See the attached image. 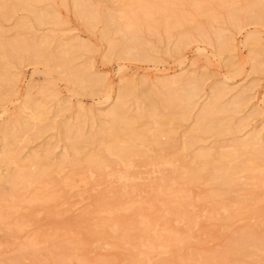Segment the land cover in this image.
<instances>
[{
	"label": "rangeland",
	"instance_id": "374dc122",
	"mask_svg": "<svg viewBox=\"0 0 264 264\" xmlns=\"http://www.w3.org/2000/svg\"><path fill=\"white\" fill-rule=\"evenodd\" d=\"M18 2L19 0H0V48L1 45L8 46V43L12 45L7 47L6 53L0 49V203L4 204L3 199H8L12 194L11 185L5 183V176L17 172L15 163H25L32 155H37L42 166L38 165L35 170H41L47 164H59L64 157L71 160L72 145H76L81 151L85 149L84 151L96 152L99 143L97 144L94 136L101 127L111 123L107 113L122 85L130 88L124 107L128 109V113L134 114L138 105L144 111L148 109V95L155 96L154 98L159 96L158 99H161L163 90L159 82L162 79H174L187 74L197 77L199 90L195 107L187 120L178 121L173 142L169 141L172 149L175 147L172 152L177 150L174 155L187 154L190 157L203 147L208 149L227 146L245 139L251 132H258V137L264 135V72H256L254 60L251 59L256 56V60L264 64V10L257 11L259 15L254 17H241L240 11L237 16L231 14L232 8L237 10L249 4L255 5L256 9L261 8L264 0H234L233 5L228 2L225 7L211 3L214 17H197V27L193 24L184 26L183 32L187 35L185 33L186 36H182L181 33L182 37L179 32L183 28L178 32L173 30L166 33L160 27L156 31L140 27L134 35L128 33L120 18V0H28L24 8H19ZM175 9L177 14L191 13L189 7L179 6ZM39 15L45 18L38 19ZM185 27H189L190 31L187 32ZM131 35L138 38L130 40ZM216 49L222 53L216 54ZM65 57L69 60L64 62ZM76 70L83 74L85 82L65 79L67 72ZM94 77L100 80L96 85L87 82ZM214 91L218 95L217 104L226 109L238 98V104L233 110L216 114L224 132L204 136L201 142L188 146L186 151L182 150V134L190 129L194 118L207 101V96ZM79 114L83 115L81 123L76 121ZM67 124L71 126L66 131L63 126ZM91 137L95 141H90ZM161 140L166 141V138L161 137ZM155 147L159 150L161 147H151L158 154L159 150ZM6 149L16 155V162L2 157ZM143 162L144 159L142 164ZM139 166L142 165L139 163ZM139 169L141 168L137 167L135 170ZM44 170L41 171L47 174ZM68 170L61 173L67 176L72 172V169ZM145 171L140 172L145 176L148 172ZM50 173L47 174L49 177L44 178L43 175L40 182H44L43 186L46 184L45 188L48 186L52 190L61 173L57 175L54 172L53 177ZM135 173L140 176V184L145 181L148 183L154 176L151 171L148 172L151 175H146L145 178L142 174ZM70 178L78 189L76 191H80L79 199L74 191L76 196L69 191L71 196L66 199L69 189L60 185L53 189H63L58 191L60 194L57 193L60 197L57 202H52L54 206L52 203H49V207L43 203L33 206L39 212L42 208H47L49 213L55 211V216L52 213L48 217L43 212L42 215H37H41V218L25 217L24 221L21 219L26 224L22 226L23 230L16 229L17 234L11 229L14 235L8 233V229H0V264H144L145 260L142 261L143 257L140 255L144 250L139 249L138 255L135 253L138 256L135 259L131 255L136 251H132L124 242L125 238L133 234L138 236L136 231L140 232V229H125L124 232L119 229L117 236H123V239L118 246H114V237L111 240L107 237L110 235L109 229H80L74 225L78 224L74 220L80 219L78 215L81 212L94 210L99 201L111 202L115 197L112 201L115 203L116 194L112 192L120 191V185L101 184L94 191L84 185L79 176ZM140 184H133L135 187L132 190L135 189L136 192L132 198L140 199L143 195L148 197V184ZM200 185L192 186L193 196H202L217 189L226 192L227 198L231 199L241 191L240 185L233 188L205 183ZM138 186L142 187L139 189L144 187V191L138 192ZM111 187L114 190L109 192ZM193 187H198L199 190H194ZM99 189V193H95ZM145 191L147 195L143 194ZM200 191L204 193H199ZM72 196L77 200H71ZM258 196L261 199L257 200L258 211L249 209L242 215L222 213L213 218L209 214H201L200 225L204 229H192L191 232L181 229V237L188 234L190 236L184 245L169 249L167 254H164L165 251L160 254L155 252L151 257L152 263L148 264L264 263V254L259 256V250L264 248L261 241L262 238L264 240V225L260 224L264 221V192L258 193ZM79 206L81 211L74 210H80ZM125 233L129 236L125 237ZM106 243L110 244L106 246Z\"/></svg>",
	"mask_w": 264,
	"mask_h": 264
},
{
	"label": "bare ground",
	"instance_id": "6f19581e",
	"mask_svg": "<svg viewBox=\"0 0 264 264\" xmlns=\"http://www.w3.org/2000/svg\"><path fill=\"white\" fill-rule=\"evenodd\" d=\"M27 1L28 0H19L17 6H19V8H24ZM120 2L122 3L120 18L124 21V28H126V31L130 34L135 33L140 27H144L147 31H156L157 28L160 27L163 28L166 33L173 30L178 32L179 29L181 31L184 26L192 24L197 27V17L204 16L208 19L214 17V14H212L213 9L210 7L211 3H217L218 7H225V4L228 2H231V5L234 4V0H120ZM179 6L189 7L191 13L183 12L182 14H177L175 8ZM262 10H264V5L256 9L255 5L252 4L250 6L249 4L237 10L232 8L231 14L236 15L237 12L240 11L239 14H241V17H254L258 14L257 11L260 12ZM37 17L38 19L45 18L43 15ZM188 28L187 32L190 31ZM183 31H185L184 28L182 32H179L180 34L178 33L180 37L187 35V33ZM133 35H131L130 40L138 38ZM126 41L128 42L129 40L126 38ZM10 45L11 43H8V46ZM8 46L1 45V51L6 53ZM215 53L220 54L222 52L216 49ZM251 59L254 60V70L256 72H264V64L257 61L256 56H252ZM63 60L65 62L68 61L69 58L65 57ZM65 79L67 81L75 79V82H85L83 74L78 70L67 72ZM196 79L197 77L188 76V74L174 79H162V81L159 82L163 90L160 95L161 99H158V95V97L156 96L157 98H154L155 96L148 97V95L146 97L148 98V109L144 111L143 108L138 105L136 113L134 114L128 113V109L124 107L125 101L129 97L130 88H128L127 85L120 86L116 94L115 102L107 113L111 123L101 127L98 130V134L94 133L97 144L99 143L98 146L96 145V152L94 150H88L91 153L87 150L86 152L84 151L85 149L83 150V148H81L82 146L80 148L83 151H81L75 147L76 145H72L73 157L71 160L68 159L69 157H64L59 164L56 163L55 166H51V164L48 166L47 164L46 168L41 169H45L48 172L47 174L51 172L50 176L52 177L55 173L58 175L61 172H65L66 169H69L68 171L72 169V172L68 173L67 176L61 173L64 177L66 176L65 178L62 176V179H60L61 175L59 174L60 176L57 177H59L60 180L57 178L59 182L56 181L58 185L56 186V183L54 184L55 186L53 185V189H56L58 186L60 187V185L64 189H69H67L68 192H66V199L71 196L70 192H72V195H75L73 191L76 192L77 198H80V191H76L78 189L73 179L70 178L71 176H79L80 181L84 185L91 187L92 190L96 189L101 184L110 186L112 184L113 186L114 183H118V185H120V191H116L112 189V187L111 191H109L112 192V190H114L112 193L116 194L115 203H112L115 197L111 199V202H108V200H104V202L98 200L99 204L94 210L81 212L82 215L80 212H78L80 215L76 213L78 217L80 216V219L78 221L74 220L75 223H78L74 225L80 229H109L110 235L106 236L108 238L110 237V240L114 237L112 242L115 244L114 246H118L122 242L121 239H123V236H117L119 229H123L122 232L126 231L125 229H140V232L138 230L136 231L140 236H135V234H133L128 237L129 235L125 233V237L127 236L128 238H125L124 242L132 251H136L133 252V255L130 254L135 257V259L138 257L137 251L139 249L144 250V252L140 254L143 258L141 259V256H139L142 261L145 260L144 264H146V262L148 264V262L151 261V257L155 252L160 254L165 251V253H163L167 254L166 251L169 252V249L172 250L174 247H182L190 236L188 234V236L181 237V232H179L181 229L184 232H191L192 229H204L205 227H201L200 225V219H202L201 214H209V217L213 218L214 216L219 217L222 213L227 215H242L248 212L249 209L258 211L259 208L256 207V204L261 200L258 193L264 192V135L258 137V132H251L245 139L234 141L227 146L210 147L208 149H204V147L200 148L190 157L187 156V154L186 156H181L180 154H178L180 156L174 155L177 150L172 152L175 147L172 149V144H170L169 141H172L177 131L178 121L187 120L190 111L195 107V98L198 97L199 90L198 80ZM99 81V79L94 77L87 82L91 85H96ZM168 90H170L169 93H167ZM176 91L179 92L175 93ZM215 93L214 91L207 96V101L202 105L200 112L194 118L192 126L187 132L182 134V150L185 149L186 151L188 146L201 142L204 136L217 135L224 132L223 126L216 114L219 112L227 113L229 110H233L238 104V98H235L228 106L229 108L226 109V107H220L217 104L218 95ZM82 118L83 115L81 116V114H79L76 117V121L81 123ZM149 125H151V127H149ZM68 126L71 125L67 124L65 127L63 126V129L67 131ZM94 137H91L89 140L91 141ZM161 137H165L166 141L164 140L161 142ZM93 140L95 141V139ZM154 144L161 147L160 150L155 147L159 150L158 154L157 152L155 153L156 150L153 151L151 149V147L155 146ZM11 152L12 151L6 149L2 153V157L11 162H16V155ZM186 157L189 159L187 160ZM142 159L145 161L143 164ZM138 160H140V162ZM40 162L41 160L37 155H32L25 163H15L17 168L15 174H9L10 176L8 177L5 176V183L11 185L12 194L8 199H3L4 204L1 202L3 205H0V229H8V233H12L11 229H14V232L16 229H20L21 231L23 230L22 226L25 224L23 222L25 217L33 216L31 218L35 219V216H40L41 218L43 212L46 213L48 217L52 213H54L52 216L56 215L55 211L49 213L47 208H42L40 213L38 211L39 209H37V212L33 207L41 203L44 205L47 204L48 206L49 203H54L55 200L57 202V199L60 198L58 194L63 190H58V192L57 190L47 188L48 186L45 188L46 184L43 186L44 182H40L43 178L41 180L40 178L43 175L44 178L49 176L44 172L46 174L45 176L39 168L35 170L38 165H40ZM139 163L142 165L141 167ZM47 167H50V169ZM137 167L141 169H139V171L135 170ZM144 167L145 169L142 170ZM150 167L151 170L149 169ZM22 169L23 171H21ZM24 170H26V172ZM49 170L51 171L49 172ZM145 170L148 172L151 171L154 175L152 176L153 178L150 176L152 179L150 181L148 180V183L145 181L146 185L144 182L140 184V176H136L135 173L142 174ZM148 172L145 174L147 176L151 175L148 174ZM68 175H70L69 178ZM143 176L141 178H143ZM144 178L143 180H145ZM138 179L139 181L136 182ZM136 183L138 185L140 184V186L143 184L147 186L148 184V197H144L143 195L140 199L132 198L133 195L135 196L136 192L135 189L132 190V187H135L133 184L136 185ZM203 183L217 187L226 185L230 188L240 185L241 191L231 199L227 198L226 192H221L217 189L211 190L202 196H193L191 192L192 186ZM34 185H36V187H33ZM140 186L136 187V189L138 188V192H140L139 190L144 191L145 188L139 189ZM200 186L204 187V185ZM50 188H52V185ZM194 188L198 187H193V189ZM99 191L100 189L95 193H99ZM146 191L141 193H146L145 195H147ZM202 192L204 193V191ZM202 192L200 191L199 193ZM137 195H140V193H137ZM143 197L145 199H142ZM72 198L73 196L70 197L71 200ZM117 198L119 199L118 201ZM95 200H97V198ZM53 203L51 205H53ZM74 204H76V202H74ZM51 205L50 207L54 206ZM74 210L81 211V207L80 210H77V208ZM38 213L41 215L37 216ZM260 224L264 225V221H261ZM193 232L195 231L193 230ZM12 234L14 235V233ZM196 240H198V238ZM261 241L262 246H264L263 238ZM109 244L110 243H106V246ZM23 249H25V247H23ZM79 249H81V247ZM259 252V256L263 255L264 248H261ZM135 253L137 255H135ZM157 253L156 255L158 256Z\"/></svg>",
	"mask_w": 264,
	"mask_h": 264
}]
</instances>
